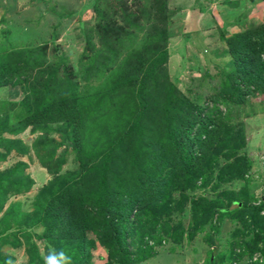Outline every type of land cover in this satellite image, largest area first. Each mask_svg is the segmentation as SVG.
I'll use <instances>...</instances> for the list:
<instances>
[{"label": "trees", "instance_id": "16d2710c", "mask_svg": "<svg viewBox=\"0 0 264 264\" xmlns=\"http://www.w3.org/2000/svg\"><path fill=\"white\" fill-rule=\"evenodd\" d=\"M201 2L196 0L195 5L203 12ZM224 2L236 7L242 0ZM167 5L168 0H135L132 5L126 0H96L100 18L90 26L80 64L88 63L83 77L98 79L99 84L80 89L79 82L66 74L51 86L47 82L44 91L32 84L23 100L0 107V160H8L13 149L30 152L29 144L6 134L18 136L29 126L44 131L34 144L54 176L35 200L44 210L43 238L56 253L70 256L71 264H92L91 249L97 240L117 264L147 259L155 252L148 240L175 241L178 231L182 240L185 229L171 227L163 215L171 213L174 203L185 208L188 189L208 186L222 156L228 160L219 168L221 179L243 177L251 167L250 158L241 153L244 123L232 121L250 97L264 93V21L247 19L241 31L222 34L228 49L218 55L225 56L226 63L210 57L215 72L208 67L204 76L209 81L220 77L219 85L209 101L203 94L194 99L169 79L164 65L171 57ZM9 45L1 47L0 84H17L22 79L14 80L16 70L23 67L28 77L38 79L45 71L39 66L48 60L47 48L7 50ZM55 55L67 67L66 57ZM51 130L61 132L63 140L51 138ZM68 140L79 164L62 174L66 159L58 157L57 147ZM25 165L0 172V191L30 189L33 180L24 176ZM244 190H227L222 198H193L191 211L199 227L191 225L189 237L208 223L212 230L208 239L215 243L218 223L229 216L251 230L253 238L246 242L250 252L264 253V200L256 202ZM89 232L96 237L90 238ZM34 255H39L37 245ZM217 258L223 262L225 254L215 257L211 252L209 262L218 264ZM240 258L233 245L229 260L233 264Z\"/></svg>", "mask_w": 264, "mask_h": 264}, {"label": "rangeland", "instance_id": "374dc122", "mask_svg": "<svg viewBox=\"0 0 264 264\" xmlns=\"http://www.w3.org/2000/svg\"><path fill=\"white\" fill-rule=\"evenodd\" d=\"M126 1L129 5L135 2V0ZM195 1L168 0L166 11H169L167 29L172 35L168 43L171 57L164 65L170 74L169 79L188 92L191 98L195 99L196 95L203 94V99L206 98L209 101L219 85L220 77L209 81V78L204 76L208 67L212 74L215 72L216 67L210 57L220 65L226 63V57L218 55L219 52L228 49L222 34L224 33L227 37L234 31H241L242 27L248 24L247 19L250 20L249 23L264 21V0H242L240 6L236 7L224 0H201L199 4L202 5L203 12L200 11L201 6L200 10L196 7ZM95 5L96 0H0V48L5 44H10L7 50L45 46L48 53L47 62L39 66V69H45V71L38 79L28 77L23 67L16 70L14 80L22 79L17 84H0V107L1 105L2 107L10 106L12 103L23 100L32 84L38 91H44L48 85L47 82L51 86L57 78L62 80L66 74L74 82H79L80 89L85 88V85L89 83L92 86L99 84L98 79L91 77L92 79L88 80L86 76L83 77L82 73L88 63L80 64V58L87 45V33L90 26L96 24L100 18ZM100 6L106 5L101 2ZM191 20H196V24L189 25ZM242 20H244L243 26L239 25L243 22ZM2 52L4 49L1 48L0 54ZM89 52L87 55L90 54ZM55 53L66 57L67 67L59 62L60 59ZM221 108L224 109V106ZM240 108L241 113L238 114L237 109L232 122L244 123L246 142L241 153L250 158L251 167L243 177H235L231 180L221 179L219 168L228 160L222 156L220 165H216L213 171L210 184L206 187L197 186L194 189H188L187 194L190 198L185 208L181 210L174 203L171 213L163 215V218L168 219L171 227L179 225L185 229L182 240L179 238V231L176 232L177 240L175 241L171 237L159 242L155 239L148 240L149 245H155V252L147 259L139 260L137 264H211L209 262L211 252H214L215 257L220 256L221 253L225 254L223 262L217 258L218 264H232L229 255L233 245L234 250L241 254V258L233 264H264V253L261 251L251 253L246 246V242L253 238V234L239 219L224 217L218 223V231L214 232L216 242L213 244L208 239V233L212 231L208 223L205 227H201L204 228L203 230L199 229L192 238L189 237L191 225L195 227V223L197 224L191 211V200L195 197L222 198L227 190L240 192L246 189L244 191L248 192L250 197L256 198V202L264 200V93L250 97L248 102ZM52 125L55 127L58 122ZM31 129L33 130V127L29 126L18 136L6 134L9 138H21L29 144L30 152L23 154L13 149L8 160H0L1 173L8 172L23 162L26 164L24 176L28 175L33 180L29 190L0 191L2 205L0 264H45V257L56 253L53 244L43 238L46 225L42 218L44 210L41 202L35 200L40 189L51 180L54 174L52 175L43 165L34 144L44 131L41 128L33 131ZM49 135L55 141L63 140V134L59 131L51 130ZM3 149L5 150L4 147ZM42 153L46 154L45 151ZM57 154L58 157L66 159L60 173L64 174L68 170L78 168L79 162L76 159L72 141H65L58 146ZM206 175L209 176L210 173ZM217 183L219 185L214 187ZM176 197H179L178 193ZM173 229L170 231L173 233L177 231ZM88 235L90 238L96 237L93 232H89ZM155 236L158 237L157 234ZM96 243L91 249L92 264H109V262L117 264L109 259L108 248L98 240ZM33 245L38 246L39 255H34Z\"/></svg>", "mask_w": 264, "mask_h": 264}, {"label": "clouds", "instance_id": "9594fccd", "mask_svg": "<svg viewBox=\"0 0 264 264\" xmlns=\"http://www.w3.org/2000/svg\"><path fill=\"white\" fill-rule=\"evenodd\" d=\"M45 264H71V257L63 251L54 252L45 257Z\"/></svg>", "mask_w": 264, "mask_h": 264}]
</instances>
